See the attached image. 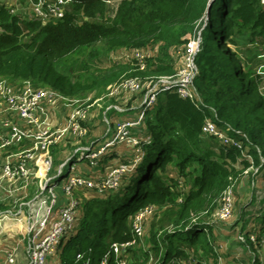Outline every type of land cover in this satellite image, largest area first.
Here are the masks:
<instances>
[{"label":"trees","instance_id":"16d2710c","mask_svg":"<svg viewBox=\"0 0 264 264\" xmlns=\"http://www.w3.org/2000/svg\"><path fill=\"white\" fill-rule=\"evenodd\" d=\"M109 2L70 0L62 18L43 24L35 15L26 17L0 1V79L18 90L31 86L69 99L84 100L94 91L103 96L110 85L123 79L138 77L149 83L174 75L183 66L186 37L200 35L196 56L199 73L194 82L199 101L174 90L158 94L137 132L144 139L141 160L133 172L122 177L119 187L76 186L71 195L62 189L69 184V177H64L67 167L58 169L59 154L72 150L69 144L74 141L86 147L105 139L104 134L87 142L92 126L86 124L90 128L87 139L51 146V155L57 159L51 173L55 180L50 183L58 185L67 198L63 207L76 204L75 224L61 242L60 260L63 264H95L99 254L110 251L112 245L132 243L128 253L122 250L118 259L113 253L109 264H128L130 255L137 262V246L148 239L146 257L153 256L156 264H220L216 223L210 217L217 198L245 171L251 167L264 171V85L260 74L247 70L237 54L226 44L220 45L218 39L225 36L229 43L232 37L236 45L234 35L250 34L264 40V7L260 0H122L110 16ZM137 50L147 53L144 70L137 60L112 58L117 52ZM104 59L111 64L98 67ZM145 91L105 98L108 103L98 119H103L102 112L110 105L138 112L135 107ZM116 114L123 113L114 109L105 113V124L112 130ZM208 119L238 145H226L205 135L202 127ZM114 149L89 164V171L72 170L70 164L66 172L81 179L101 180L92 175L103 171L107 163L128 161L119 160ZM77 158L75 155L70 162ZM62 200L56 201L58 208ZM234 206L233 198V211ZM147 207L153 214L144 219L140 237L133 224ZM257 240L261 246L262 236ZM246 242L253 244L249 239ZM254 252L253 264H264ZM79 255L83 258L78 261Z\"/></svg>","mask_w":264,"mask_h":264},{"label":"built area","instance_id":"2783aa9c","mask_svg":"<svg viewBox=\"0 0 264 264\" xmlns=\"http://www.w3.org/2000/svg\"><path fill=\"white\" fill-rule=\"evenodd\" d=\"M31 7L33 15L36 16L43 24L52 20L60 19L65 15L66 6L70 0H25ZM264 7V0H260ZM200 35L197 39L191 40L186 47L183 66L174 75L161 76L153 81L147 83L138 77L123 79L120 82L110 85L108 93L103 95L105 98H116L123 93L133 94L138 93L146 88L140 104L135 107L138 112L134 117H127L117 119L114 123L113 130L108 125L106 137L98 143L90 146H78L75 153L80 155L75 163H72L74 170L80 162L86 161L93 163L105 156L114 148L126 146L134 148L133 154L128 157L124 156L123 161L126 163H114L108 173L101 178V180L81 179L77 175H71L69 184L63 185V189L68 195H71L76 186H86L88 188L100 187L101 189L117 188L119 187L122 177L129 175L134 171L137 164L141 160L142 150V135L137 133L141 130L145 116L148 110H151L155 105L157 96L161 92L174 90L180 96L193 101H199V96L196 91L194 82L198 76V67L196 65V56L200 50ZM130 53V54H127ZM123 61L137 60L141 63V69H145L143 60L147 53L142 50L137 51H122ZM125 57V58H124ZM258 70L264 74L262 69ZM258 72V73H259ZM84 100L69 99L61 96L57 92L46 89H34L31 86H26L21 90L8 84L4 79H0V104L5 114L11 113L18 116L21 123L14 122L7 119L0 129V152L6 151L14 146H18L24 141L30 140L34 142V147L31 150L24 151V155L28 160H34L33 150L45 152L46 157L43 159L47 171L52 170L53 158L49 156V148L53 145L61 144L66 139L72 137L73 139L82 140L89 138L90 128L86 126V122L90 121V110L95 105L94 100L88 98ZM79 103L71 112H69L63 123L59 127L51 128L43 122L40 112L46 114L53 113L60 107L61 104ZM114 109L116 112L125 113L134 108H124L119 105H110L107 109ZM107 122V121H106ZM88 124V123H87ZM202 132L205 135L215 136L218 140L226 145H238V142L228 136L225 131L220 130L210 119H208L202 127ZM88 140V139H87ZM114 149V150H115ZM20 154V155H23ZM11 153L6 157V161L2 169L4 177L9 179L27 178L30 170L24 164L15 163ZM19 156V155H18ZM70 159L66 160V163ZM37 162L39 161L36 160ZM61 171L58 173V176ZM51 179L46 180L44 191L49 192V196L53 198L52 207L48 209L47 215L43 222L39 224L38 229L30 230L29 249L27 251L28 264H63L60 260L61 242L66 238L67 234L73 229L76 213L74 208L75 202H70L69 205L56 209V190L57 185L50 183ZM233 194L232 188L221 196V203L218 210V218L223 220L230 219L233 215ZM153 214L152 208H145L135 219L133 224L134 232L142 237L144 234V219ZM132 246V243L124 245L114 244L110 251H108L99 264H109L111 255L121 256L123 251L126 253L127 247ZM123 250V251H122ZM121 254V255H120ZM83 258V255L78 256V261ZM18 255L16 248L6 251L5 260L2 264H17ZM119 264H124L120 261Z\"/></svg>","mask_w":264,"mask_h":264},{"label":"rangeland","instance_id":"374dc122","mask_svg":"<svg viewBox=\"0 0 264 264\" xmlns=\"http://www.w3.org/2000/svg\"><path fill=\"white\" fill-rule=\"evenodd\" d=\"M0 1L10 4L15 9V11H20L26 17L33 15L30 5L25 0H0ZM121 1L122 0H110V2L107 5L108 6L107 11L110 16L115 14V11L118 8ZM186 38L189 40L188 43L191 40L197 39V37H191V36H187ZM252 39L253 38L248 34L246 35L237 34L234 35L233 37V40L236 42L235 46L232 44V37L230 39V42L228 43L227 39L225 40V36H222L218 39V43L220 45L226 44V48H230L231 50L235 51L239 56V58H241L242 56L243 60L241 61L243 66L247 64L245 61L246 58L250 57L252 60L251 61L252 65L248 66V69L249 70L252 69L253 72L260 74L264 85V74L260 73L259 71H256L257 69L260 70L261 67L264 66V42H261L260 39L258 40L255 39L252 40ZM257 54L259 55L257 56ZM112 58L115 61L124 60L122 58L121 52L112 54ZM110 62L111 61L104 59L103 62L101 63V66L98 67H107L111 64ZM262 71H264V68L262 69ZM97 94L98 92L94 91L93 93H90L88 94V96L83 98L86 100L90 98L96 101L95 105L90 110V115L93 116V114H95V116L97 117L91 118L90 121L86 122V124L88 123V127L92 126L91 129L93 130L92 136L87 140V142H90L92 138H101V136L108 130L107 127L108 125L105 124V121L108 122L107 118L103 117V119H101L100 117L98 119L99 116L98 113H100V110L104 106L106 100L104 101L100 100L101 98H104V96L101 95L98 96ZM122 97L123 96H121L120 98ZM86 100L84 102H86ZM107 103L108 102H106V104ZM78 104L79 103H74V105L73 103L66 104L67 107L70 109L68 113L71 112L75 107L79 106ZM95 110L97 111L93 113ZM130 112H132V114L134 113V111H130ZM130 112L126 111L123 114H127ZM128 116L129 115H124L122 118H127ZM124 151L126 154L124 153ZM133 151L134 148H128L126 146H121L115 149L116 154L119 153L126 157L129 156L128 153L130 155L133 154ZM67 152L68 151H64L61 154L62 159L64 156H66ZM120 158L121 157H119L118 159ZM112 164L113 162L111 164L107 163L103 167V171H100L99 173L97 171L96 174H93L92 176L95 177L96 175L97 176L95 177L96 179L103 178L108 173L109 168L111 167ZM54 166L56 165L53 163L52 170L54 169ZM239 167L241 168V166ZM85 168L87 170V167ZM68 169H69L68 167L65 169L64 177L68 176L70 178L69 173L66 172L68 171ZM7 186L8 188H12V189L14 187L9 184ZM185 189L188 190L187 186L185 187ZM23 190L24 189L21 190V188L17 189V191L13 194V197L8 199L9 201H11L9 204L10 209H15L17 204L18 205L23 204L25 209L22 208L24 211V216H21V218L22 217L26 218V221L23 222V225L25 226L24 228H9L8 232H6L7 228H0V240L3 237V231H5V237L3 239H4V243L6 242V244H4V247L0 248L3 249L0 251V261L3 260V262L5 260L4 257L5 253L8 250L16 248V253L18 256L19 254L21 255L23 253L24 246L26 245L25 243L28 242L30 238V234H29L30 230L39 228V224L43 222V220L47 215L48 209L51 208L53 204V198L51 197V195L49 196V192H47V196L49 197V199L46 198L47 199L46 203L38 201L39 207L32 208L33 206L32 204L34 202L33 199L35 198L34 194L36 193V190L35 192H34V188H32L30 192H24ZM2 193L4 192H2V190L0 189V194L2 195ZM232 194L235 201L232 217L230 219L222 221L217 217V214L215 216L216 209L218 208L219 203H221V198H217L218 199L217 201L215 200L216 202L214 205L215 207L214 216L212 215L210 217V221L212 220L216 223L214 234L217 240V242L215 243V247L219 255V262L220 264H253V260L255 259L256 256L254 252L255 250L256 253L258 252L259 260L262 262L264 261V222H262L263 213H264V206L262 204V201L264 199V171H258V168L256 167H251L250 169L245 171L243 175L240 176V178L236 182H234L232 186ZM47 196L45 195V197ZM55 196H56L55 198L56 201L63 199L59 204L61 208L63 205H66L65 204L67 200L66 197H64L63 195H59L57 192L55 193ZM87 196L89 197V194H87ZM38 198H40V196ZM26 204L32 205L29 211ZM56 209H58V204ZM44 211L45 213L42 214ZM151 222L152 220L151 221L149 220L145 225L146 239L148 238ZM243 228H245V231H243ZM260 236H262L261 246H259L257 240V238ZM248 239L251 241V243H253L252 245L250 244L248 245V243L246 242ZM147 240L145 241L144 239H142L141 240L142 243L139 245V247L137 246V250L139 253L137 257L138 261L134 262V260L132 259V255H130L128 264H156L157 261H155L153 256L149 258V254H148V258L146 257V254L148 252L146 250L148 248ZM143 241L145 242L143 243ZM27 249H29V246H27ZM126 253L128 252L126 251ZM104 254L103 252L99 254L100 258L96 261L95 264H99V261L101 260ZM115 257L118 259V256ZM17 264H22V263H18V259H17Z\"/></svg>","mask_w":264,"mask_h":264},{"label":"crops","instance_id":"0c3cea01","mask_svg":"<svg viewBox=\"0 0 264 264\" xmlns=\"http://www.w3.org/2000/svg\"><path fill=\"white\" fill-rule=\"evenodd\" d=\"M248 35H250V34H248ZM254 39L255 40L260 39L261 42H264V40L262 38H253L252 40H254ZM235 44H236V42H235ZM258 55L259 54H257V56ZM240 60H243L242 56H241ZM245 61H246L247 64H245L244 67L247 70H249L248 66L252 65V62H251L252 60H251L250 57H248V58H246ZM241 63H242V61H241ZM251 71H253V70L251 69ZM256 71H258V69ZM107 109L102 112L104 118H106L105 117V113L107 112ZM69 110L70 109L67 107L66 104L65 105L61 104L58 109H56L53 113H51V115L50 114H46L44 112H40V115L43 117L42 120L45 123V125L47 124L48 127L55 128V127H59L63 123L64 118L68 114ZM96 111L97 110H95L93 113H95ZM136 113L137 112H135L134 115L132 114V112L127 113V114H122V115H117L116 114V115H114V120L115 119L116 120L117 119H122V117L124 115H129L128 117H132V116H135ZM99 114H101V110H100V113H98V115ZM94 117H97V116H95V114H93V116L91 115V118H94ZM7 119H10V120H12L14 122H17V123H21V121L19 120L18 116H16L15 114H11V113L5 114L3 112V110H2V105L0 104V129L3 127V123ZM104 134H106V132ZM70 139H73V138L70 137V138L66 139V141L70 140ZM66 141L62 142L61 144H64V143L67 144ZM58 145H60V144H58ZM69 145L73 146L72 150L71 149H65V150H63L60 153V161H59L60 164L58 166L59 170H62L65 167H70V164L72 165V163L70 162L72 160V158H74L75 155L76 156L80 155V152L79 153H75L78 150V144L75 141L71 142V144H69ZM33 147H34V142L30 141V140H27V141H24L23 143H21L18 146H14V147L6 150V151L0 152V168H2L4 166V163L6 161V157L9 154L13 153L15 155L14 158H13L14 162L15 163L24 164L25 167L30 170L29 176L27 178H21L20 177V178H15V179H9L7 177H4L3 171H2V169H0V189L2 190V192H4V193H2V195L0 194V206L2 207L0 209V228H7L6 232H8L9 228H24L25 227L23 225V222L26 221V218H23V217H22L23 219L21 218V216H24V211H23L22 208L25 209V207L23 206V204H20V205L17 204L15 209H10V206H9L11 201H9L8 199L13 197V194L17 191V189H20V188H21V190L24 189L23 190L24 192H30L32 188H34V192L36 190L37 196H36V193H35L34 194L35 198L33 199L34 202L32 204L33 206L26 204V206L28 207V211L31 209V206H32V208L39 207L38 206V201L46 203V200H47L46 198L49 199V197L47 196L46 191H44L43 189H44V185L46 184V180H48V178H50L51 180L54 179L55 175H51L53 170L52 171H47L46 170V167L44 165L45 161L40 158L41 156L42 157H46L47 156L45 152H42V151H39L38 149H35V150H33L31 152L33 154L34 160L30 161V160H28L26 158V155L23 154L24 151L31 150ZM52 148L50 147V149H49V156H51L53 158V163L55 164V161H56L57 158L51 155L50 150ZM64 151H68V152H67L66 156H64L63 159H62L61 158V154ZM124 153H125V151H124ZM20 154H23V155H20ZM116 155L121 157V159H119V160H122V158L124 157V155H121L119 153L116 154ZM128 155H129L128 156V158H129L131 155L129 153H128ZM38 159H39V161L37 162L36 160H38ZM67 159H70L68 163H66ZM89 164L90 163H85L83 161V162L79 163V165L76 167V169H77L78 172H82L83 169L85 170L86 169L85 167H87V170L89 171V167H90ZM55 168H56V166H54V170H55ZM88 171H87V173H88ZM8 184L11 185V186H14L13 189L12 188H8V186H7ZM60 189L61 188H57V193L59 195H62V192H61ZM45 195L47 197H45ZM39 196H40V198H38ZM44 209H45V206H44ZM44 213H45V211L42 214H44ZM32 223H33V221H32ZM4 237H5V231H3V237L0 240V248L4 247V244H6V242L4 243V239H3ZM25 244L26 245L24 246L23 253L21 255L19 254V256H18V263L28 264L29 260H28V255H27V251H28L27 246H29V241L26 242ZM1 250H3V249H0V251ZM2 262H3V260L0 261V264Z\"/></svg>","mask_w":264,"mask_h":264},{"label":"clouds","instance_id":"9594fccd","mask_svg":"<svg viewBox=\"0 0 264 264\" xmlns=\"http://www.w3.org/2000/svg\"><path fill=\"white\" fill-rule=\"evenodd\" d=\"M80 163H81V162H80ZM78 165H79V164H78ZM78 165H77V166H78ZM72 168H73V167H72ZM75 169H76V168H75ZM109 171H110V170H109ZM56 177H58V175H57ZM70 177H71V176H70ZM231 188H232V187H231ZM106 253H107V252H106ZM106 253H105V254H106ZM105 254H104V255H105ZM103 257H104V256H103ZM103 257L101 258V260L103 259ZM101 260H100V261H101ZM100 261H99V263H100Z\"/></svg>","mask_w":264,"mask_h":264}]
</instances>
